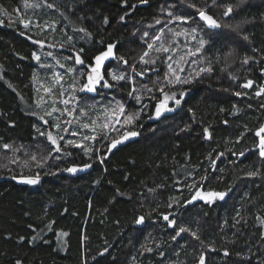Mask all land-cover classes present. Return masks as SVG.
<instances>
[{
    "label": "trees",
    "instance_id": "obj_1",
    "mask_svg": "<svg viewBox=\"0 0 264 264\" xmlns=\"http://www.w3.org/2000/svg\"><path fill=\"white\" fill-rule=\"evenodd\" d=\"M28 2L40 6L25 9L24 0H0V8L10 14L0 11L2 154L17 147L36 148L38 140L46 138L36 127L47 131L49 126L41 117L53 123L34 96L33 73L39 61L33 59V52L43 50L65 58L70 54L67 50H74L86 66L112 43L115 55L131 65L154 36L143 38L145 26L155 22L154 28L157 19L161 20L157 27L163 26V44L170 51L158 59L152 56V68H158L156 80L147 74L145 65H136V70L145 72L140 84L152 87L151 95L142 93L140 103L127 99V108L140 112L132 129L139 135L110 153L108 142L101 144V138L83 144L100 149L103 163L95 151L89 160L82 149L74 147L65 149L73 155L49 159L43 167L31 160L25 166L20 160H0V264H199L201 255L205 264H264V161L257 155L259 138L255 135L264 127V95H255L263 87L264 0H245L223 19L224 7L209 8V14L220 20V29L201 28L195 9L188 7L193 3L203 6L207 0H126L127 6L125 0H48L57 6L56 11L43 6L42 0ZM218 3L237 5L239 0ZM168 11L192 19L175 23ZM21 19L32 21L28 29ZM244 20L249 21L243 25L248 41L223 27ZM81 27L92 33L91 39L74 31ZM192 27L198 32L190 38ZM201 38L206 44L199 61L197 54L188 57L186 52L200 47ZM33 40L43 41L44 48ZM61 46L66 50L59 49ZM180 49L185 54L177 71L191 83L165 86V92H175L178 97L185 93L181 105L170 102L174 111L160 121L148 122L161 95L158 88L165 83L167 57ZM229 51L232 54L226 55ZM246 55L253 59L244 64ZM116 61L122 64L109 60L104 69ZM208 66L211 72L197 75ZM248 80L253 81L252 87H241ZM237 91L242 95L236 96ZM117 92L126 101L129 87L123 83ZM205 128L210 140L204 136ZM5 144L10 147L5 149ZM84 163H91V168L75 174L63 170ZM257 168L260 175L248 177ZM37 173V184L21 182V177ZM205 175V190L226 192L225 198L177 207L174 198L188 200L187 185ZM169 213L177 226L197 232L199 239L186 232L173 240L176 229L163 220ZM140 216L144 221L137 224Z\"/></svg>",
    "mask_w": 264,
    "mask_h": 264
},
{
    "label": "snow or ice",
    "instance_id": "obj_2",
    "mask_svg": "<svg viewBox=\"0 0 264 264\" xmlns=\"http://www.w3.org/2000/svg\"><path fill=\"white\" fill-rule=\"evenodd\" d=\"M142 3L146 2V0H141ZM43 6L52 9L54 11L58 10L57 6L53 3H49L48 0H42ZM243 3H245V0H239V4L237 5H232V4H227V5H222L220 3H218V0H207V2L203 5V6H198L195 3L193 4H189L188 7L194 8L196 15L199 17L200 21H203L204 24L200 25L201 28L207 27L210 29H220L222 27L220 20L214 18L213 15L209 14L208 9L209 8H214V7H224V11L221 14V19L223 18H227L229 17L232 13H233V9L234 7L238 8L240 7ZM39 4H30L28 2V0H24L23 3V7L25 9L29 8V7H39ZM125 6L126 5V0H125ZM133 7H135V5H133ZM169 7H173V6H169ZM0 11L4 12L7 15H10L9 13L6 12V10H3L2 8H0ZM15 12H19V9H15ZM61 15H63V13H61ZM167 15L169 17H172L174 20L180 21L181 23H189L192 19L191 16H186V15H174V13L172 11H168ZM125 19L124 16L120 17V20L123 21ZM108 19L107 17L104 18L103 23L105 25L108 24ZM20 23L23 25V27L25 29H28L30 27V24L32 23V21L30 19L25 20V19H21ZM157 24H160L161 21L159 19L156 20ZM249 23V21L244 20L240 23H237L235 25H231V24H227L225 23L223 25V27L225 28H229L232 32H236L238 35L242 36V39L245 41L249 40V36L246 33H243V25ZM37 26L39 27V25L37 24ZM74 31H79L84 33L87 37H89V39L92 38V33L89 32L86 28H78V29H74ZM187 31V30H186ZM192 33H196L197 32V28H192L191 29ZM219 33H214V35H218ZM161 35H163V33H161ZM144 37L148 36V33L145 32L143 34ZM160 36H156L155 39L156 40H160ZM72 38L69 37V40H71ZM34 44H39L40 47H43V41L40 40H33L32 41ZM97 43L103 45V40H99L97 41ZM206 44V41L201 38L199 40V45L200 47H197L194 51L189 49L188 50V54L189 55H196L200 52L201 48H203ZM116 45L109 43L107 44L98 55L93 57V63L86 65V72H82L80 73L81 76H85L86 75V82L84 83H80L75 77L72 78L73 82L70 85V87L73 90L77 89V86H79V91H86V92H95L96 91V87L97 85H100L104 88H113L116 87L117 85H121V82L126 83V84H132L133 87H131L130 91L128 92V95L130 98H133L137 101V103L141 102V98H142V94L140 91H138V89L134 86L135 84V77L139 76V77H143L145 72L144 71H137L136 70V65L135 64H129L127 59H125L123 56H116L114 53V49H115ZM148 49H153V44L149 43L148 44ZM80 52H83V49L81 48L79 50ZM155 51L157 52H169L170 48L166 47L164 44H161L159 47H157L155 49ZM253 51H257V49H253ZM232 52L229 51L226 55H231ZM33 59H35L36 61H40V55H38L36 52H33ZM47 55L51 56L52 53L49 52L47 53ZM149 55L148 51L143 52V54L140 56L139 58V62L142 64H146V63H155V61H148L145 59V57H147ZM109 58H113L116 59L120 62H122L123 65H125L126 67L123 68L120 72H116V71H107L104 69V63L105 61L109 60ZM66 59H71L74 60V63L77 65H84V60L81 58L79 52L74 53L73 56L70 57H66ZM168 60H172L173 57L171 55H169L167 57ZM181 59H183V57H181ZM253 57L250 56H245L243 59V63L247 64L249 63L250 60H252ZM57 63H59V61H57ZM60 67L64 68L65 65L61 64ZM129 69L131 70V75H129ZM77 70L74 67H67L66 68V73H74ZM180 71H183V69H180ZM211 72L212 68L210 66L208 67H202L199 69L197 75L199 73L202 72ZM105 75H107L110 79H106ZM57 79H63L62 76H59V74H57ZM164 81L165 83L161 86H159L158 91L160 92V97H157V103L154 105V116L149 117L150 119H159L163 113L165 112H172L174 111V108L169 107L170 102H174V104L176 106L181 105V98L185 95L184 92H180L179 93V97L177 96V94L175 92H165V86L168 87H174L177 84H188L191 83V80L189 78H182L173 68L172 65L169 64L168 65V72L165 73L164 75ZM115 82V83H112ZM253 85V81L252 80H248L246 83L242 84L241 87L243 88H251ZM145 89L148 92H152V88L147 87V85L144 86ZM46 91H50L47 90ZM236 96H240L242 95L241 92H235L234 93ZM61 95H63V93H61ZM255 95L257 97H260L262 95H264V87L260 88L259 90H257L255 92ZM70 99L74 100L75 97L72 96L70 97ZM69 99H65L63 100L64 105H68L69 104ZM116 105L118 107V111L119 114L121 116H124V124H128L131 125L135 119L138 118V114L136 113H130V114H126L125 115V106L123 103H121L120 101H116ZM37 106L39 107L40 104L38 102ZM146 107V105H145ZM60 112L61 115H63L66 111L68 112L69 115L72 114V112L75 111V108L71 109V111H69L68 109H64V110H59L57 109L55 106H53L51 108V111H45L44 115L52 117V119L54 121H56L55 123L50 124L49 120H45L43 119V117H41V119L43 120V123L45 125H49L50 127H53L55 129H57V132L60 133H65L67 135L70 136H77L80 135V133L76 132V131H72V132H68L67 128H62L61 124L59 122V118L56 116H53V113L56 112ZM189 111H192L191 109H189ZM83 110H81V115H83ZM115 115V111L113 113ZM119 118L117 117V123H119ZM64 123L66 124H71V121H64ZM225 123H227L225 121ZM96 122L92 121L91 124L89 123H83L82 124V128L83 129H91V131L93 133H96V127H95ZM123 126V125H122ZM108 124L105 123L102 125V128H107ZM36 131L39 133L40 136L46 137V140L49 142L50 147L47 149V155H40L39 157L37 156V154H32L30 159L31 161L35 162V165L37 167H43L44 164L47 163V161L49 159H61L62 156H71L73 155V153L71 152H67L65 151L66 148L68 147H74V148H80L83 150L84 155L88 157L89 160L93 159L92 153L93 151H95L97 153V159L100 160L101 163H103V159L105 157H101L99 155L100 149H93V147L91 146H86L83 145L79 142H77L76 140H72V139H65L64 135H53V133L51 131H42L39 127H36ZM137 135H139V133L137 131L134 130H128L126 129L123 132V136L122 139H112L111 144L107 146V151L110 153L112 151V149L116 148L118 144L122 143V140H126L129 137H136ZM255 135L259 138V142L256 146L257 149V155L260 158L261 161H264V127H261L256 133ZM204 136L206 139H211V134L209 132V130L207 128L204 129ZM82 139L85 141H95L97 139V136L95 134L89 136V135H83ZM105 139H107V136H105ZM60 141H64L63 144L60 143ZM10 146L5 144L4 148L7 149ZM222 155V154H221ZM240 156H243L244 153L241 152L239 153ZM209 159L211 160L212 157L209 156ZM27 163V162H26ZM91 163H84L82 165H73L71 167H66L63 170L67 171L69 173H76L77 171H83L85 169H89L91 168ZM222 171V170H221ZM248 177H256L258 175H260V169L257 168L255 171H250L247 173ZM15 178V177H14ZM207 180V176H201L200 177V181H196L195 178H193L192 183H190L189 185H187L189 191H190V198L184 202H181L179 199H175V204L177 207H186L187 204H191L194 201H202L204 203L207 204H212L216 199H220L223 200L225 198V196L227 195L226 192H219V191H209V190H205L204 188V182ZM40 181V173H37L34 177H21V182L23 183H27V184H37ZM149 191H153V189H149ZM168 207L171 208L173 207L172 203L168 204ZM163 220L167 222V227L169 228H174L176 229L175 234L172 236V239L175 240L178 236H180L182 233H189L194 239H199L198 233L195 231H192L190 228L185 227V226H177V221L176 219L172 216L171 213L169 214H165L163 215ZM144 221V217L140 216L137 218L136 223L137 224H141ZM46 227H48L49 230H51V225H47ZM33 231H35V229H33ZM59 235H67V233H61ZM23 239V238H21ZM33 240L36 239L35 236L32 237ZM161 255H163L161 253ZM224 255H228V252L225 251ZM17 264H20V261H17ZM199 264H205V258L203 255H201L200 260H199Z\"/></svg>",
    "mask_w": 264,
    "mask_h": 264
},
{
    "label": "rangeland",
    "instance_id": "obj_3",
    "mask_svg": "<svg viewBox=\"0 0 264 264\" xmlns=\"http://www.w3.org/2000/svg\"><path fill=\"white\" fill-rule=\"evenodd\" d=\"M175 23H181V22L175 20ZM152 24H155V22ZM152 24H147L145 26V31L143 32V34L147 32L148 36L151 34L154 35L149 42L153 44V49H148L149 43H147L146 48L143 51V52L145 51L149 52V55L145 57V59L148 61L152 60L153 55L155 59H158L160 55L163 56V51L162 52L155 51L157 47L163 44V35H161V33H163V26L158 28L157 27L158 24H156L154 28H151ZM188 35L191 38L195 36V33L190 32ZM156 36H160L161 37L160 40H156L155 39ZM59 49L66 50V48H62V46ZM188 49H191L194 51L196 48L190 47ZM67 51L70 52L68 57L73 56L74 53H76L74 50H70V49ZM37 54L40 55V61L38 62V67L36 71L33 73V86H34L35 92H37L34 95L36 96L35 97L37 101L36 103L38 104L39 102L40 104L39 107H41L45 111H51V108L53 106H55L59 110L68 109L69 111L75 108V111L72 112L71 115H69L67 111L63 115H61L59 111L56 113H53V115L59 118V122L62 128H67L69 133L72 131H76L80 133V135L73 137V136L67 135L62 132L58 133L57 129L50 127V126H48L47 131H51L53 135L62 134L65 136V139L76 140L77 142L81 144H84L85 142H87L82 139L83 135L91 136L95 134L97 138H101V144L104 142H108V145H110L112 139H122L123 132L126 129L132 130L134 128L137 119H135L131 125L124 124L125 117L119 114L116 101H120L121 103L124 104L125 115L130 114V113H136L138 114V118H139L140 112L138 109L127 108V101H128L127 99H130V97L127 93V96L125 98L126 101H125L124 99H122V97L118 95L117 90L120 88V85H117L116 87H113V88H104L100 85H97L95 92L79 91V86H77L76 90H73L70 87V85L73 82L72 80L73 77H75L80 83L86 82V75L85 76L80 75V73L87 71L86 66L77 65L74 63V60H71V59H69V62H65L67 60L66 57L59 58L53 53L51 56H49L43 50L38 51ZM184 54H185V51H182L180 49L175 54V56H173V59L169 60L170 64L172 65V68L178 74L179 72L177 71L178 70L177 66L180 65V63L182 62L183 59H181V57H183ZM186 54H188V50ZM197 55L199 59V57H201L200 53H198ZM189 56H194V55L188 54V57ZM109 60L111 61L113 60V58H109ZM109 60L105 61L104 66ZM57 61H59V63H57ZM199 61L201 60L199 59ZM61 64L65 65V67L64 68L60 67ZM134 64L139 65V67L142 66V63L139 62V59L135 61ZM143 65H145L144 67L147 69V74H149V76L151 75L150 77H153L154 80L159 78L157 75L156 76L154 75V71L158 69V68L155 69V67L152 68L154 63L149 62ZM69 66L74 67L77 71L74 73H66V68ZM125 67H126L125 65L118 63L116 61V63H113L111 64V66L108 67L107 71L120 72ZM57 74H59V76H62L63 79H57ZM128 74L131 75L130 69H129ZM144 77H145V74L143 77H139V76L135 77L138 80V82L135 81L134 86L138 89V91L141 92V94L147 93V90L144 87L147 84L141 85L140 84L141 81L139 80ZM105 78L110 79L107 75H105ZM112 83H115V82H112ZM121 83L123 84V82ZM124 85L126 87H129V91L131 87H133L132 84L124 83ZM147 87L152 88L151 86H147ZM46 89L50 91H46ZM112 89H114L115 91L114 93L111 92ZM61 93H63V95H61ZM148 94H150V92H148ZM72 96L75 97L74 100L70 99V97ZM65 99H69L70 101L67 106L64 105L63 103V100ZM81 110H83V113H84L83 115H81ZM114 111H115V115L113 114ZM117 117L119 118V121H120L119 123H117ZM66 120L71 121V124L69 125V124L64 123V121ZM92 121L96 122L95 124L96 133H93L91 129L82 128L83 123L91 124ZM55 122L56 121L53 120V123ZM105 123L108 124V127L102 128V125ZM105 136H107V139H105ZM130 138L131 137H129L128 139ZM126 140H122V142ZM47 142L48 141L46 140V138H44V139L38 140L37 142L38 146H36V148L23 149L22 147L21 148L17 147L14 150L12 149L11 152L9 151L3 152L4 154L0 153V160H2L3 163H14L15 160H20V163H22L25 166L26 161L31 160L30 157L32 154H37V156H40L43 153V155H46L47 149L49 148L47 145ZM35 149H37L36 153L34 151ZM79 172L81 171H77L76 173H79ZM68 174H75V173L68 172Z\"/></svg>",
    "mask_w": 264,
    "mask_h": 264
},
{
    "label": "water",
    "instance_id": "obj_4",
    "mask_svg": "<svg viewBox=\"0 0 264 264\" xmlns=\"http://www.w3.org/2000/svg\"><path fill=\"white\" fill-rule=\"evenodd\" d=\"M197 18H198V20H199V17L197 16ZM200 21V20H199ZM202 24H204V22L203 21H200ZM263 87H264V73H263ZM154 112H155V109L153 110V113H152V115L150 116V117H152V116H154ZM169 114V112H165V113H163L162 114V116L159 118V119H155V118H153V119H148V122H151V123H155V122H157V121H160L161 119H163V118H165L167 115Z\"/></svg>",
    "mask_w": 264,
    "mask_h": 264
}]
</instances>
